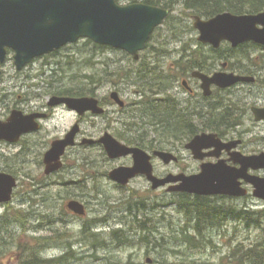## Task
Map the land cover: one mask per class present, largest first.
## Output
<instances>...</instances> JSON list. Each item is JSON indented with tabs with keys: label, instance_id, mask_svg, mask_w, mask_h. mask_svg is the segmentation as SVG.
<instances>
[{
	"label": "rangeland",
	"instance_id": "374dc122",
	"mask_svg": "<svg viewBox=\"0 0 264 264\" xmlns=\"http://www.w3.org/2000/svg\"><path fill=\"white\" fill-rule=\"evenodd\" d=\"M120 4L129 2L120 1ZM172 12L174 18L170 21L171 24L158 27L154 34L152 43L158 51L149 53L150 61H157L163 68L161 84L151 82L152 87L150 84L147 86L138 75H128L139 64L126 52L111 47L97 49L88 44L87 39H81L53 54L37 58L33 65L27 67L22 74V80L26 83L22 87V104L27 102L35 106L40 102L38 95L43 94L45 100L58 88L73 91L74 94L82 92L103 101L112 99V92L117 91L128 105L127 110L119 112L117 102L112 99L116 104L106 107L107 116L86 117L82 123V131L94 135L92 138L95 139L107 131L125 144L153 139L154 144L163 146L164 149L169 148L170 152L180 154L183 158L169 166L162 160H155L156 172L191 173L198 165L193 160L191 151L185 148L190 132L172 136L163 133V130L155 131V126L148 125L154 120L144 114L149 100L155 102V99L175 95L176 90L168 89V77L175 76L176 82H181V75L185 72H179L177 60L187 42L192 48L199 44V32L193 26L195 16L207 18L197 12L187 11L181 1L173 6ZM190 26L193 27L191 31L188 30ZM229 46L228 43L222 46L221 55L210 52V69H222L223 64L228 62L225 66L227 69L255 75L258 81L255 88L261 87L263 93L261 97L252 96L247 101L263 103L264 50L258 47L239 49L233 54V58L227 60L222 57L223 54H231ZM204 48L209 53V47ZM49 83L55 84L50 87ZM34 84L37 86L30 87ZM156 93L160 95L156 96ZM244 97L242 95L235 98ZM237 103L234 100L233 104L241 110L246 104ZM78 119L79 113L61 106L48 122L49 130L44 129L23 142L22 152L20 148L0 150V172L12 174L19 181L12 201L0 204V264H22L24 255L32 253V250L43 258L60 257L72 252L62 264H108L109 261H132L137 264H180L182 261L187 264H237L233 258L227 257L234 244L242 242L249 246L263 237V226L249 228L234 223L233 246H202L204 249L199 250L200 248L184 244L183 237L186 235L175 230L184 225L183 218L179 216V195H170L171 205L166 206L164 202L169 198L163 187L153 190L151 183L145 178L136 177L126 189H121L109 176L114 168L131 164L129 156L110 160L107 151L103 149L70 148L65 154L63 168L52 175L45 174L44 155L50 147L49 143L53 138L65 135ZM206 124L205 121L198 122L199 127ZM238 124L243 125L240 129L253 127L251 122L243 118L235 126ZM256 131L257 135L264 136V128L261 133L258 128ZM74 199L87 205L89 214L85 218L69 214L67 204ZM255 200L257 199L251 196L252 206L249 208L264 210V204L253 203ZM141 201L147 204V208L150 207L147 211L150 218H155L157 226L152 236H163L165 239L160 244H152L151 248L155 249L142 245L138 220L145 214L143 210H137V213L134 210L135 203ZM155 201H164V206H158ZM151 204L154 207L151 208ZM164 210L168 213L167 220L162 216ZM96 221L104 222L93 226ZM117 230H123L129 244L115 239L113 231ZM96 240H105L107 246L94 247ZM175 241L179 243L176 244Z\"/></svg>",
	"mask_w": 264,
	"mask_h": 264
},
{
	"label": "water",
	"instance_id": "95a60500",
	"mask_svg": "<svg viewBox=\"0 0 264 264\" xmlns=\"http://www.w3.org/2000/svg\"><path fill=\"white\" fill-rule=\"evenodd\" d=\"M170 11L142 2L121 5L117 0H0V58L3 59L6 47L16 50L17 62L22 68L34 58L49 54L61 47L75 43L80 39H90L100 45L111 46L128 52L134 59L140 58V52L146 48L154 30L163 24ZM198 30V40L214 48H219L222 42H229L232 47H238L247 41H254L264 46V11L258 13L234 14L222 12L211 18L204 19L195 16L193 23ZM227 63L223 66L225 67ZM206 95L210 87L216 84L229 87L238 82H251L255 78L235 73L216 72L212 76L196 71ZM119 105L125 106V101L119 92L111 94ZM53 102L65 103L79 114L91 111L103 114L105 108L100 106L99 99L93 96L55 97ZM257 120L264 119V108H254ZM37 114L13 117L11 124H0V139L13 141L21 133L37 130L35 122ZM21 122V123H20ZM13 128V131L10 129ZM80 129L77 123L63 139L53 142L45 153V174L50 175L63 167L62 157L68 146L75 144V136ZM12 134H18L13 137ZM213 133L197 135L187 144L196 158L204 157L202 150L216 146L221 149L227 144H220ZM102 143L110 158L132 155V166H120L110 171L111 179L122 185H127L138 175H145L153 189L171 184V192H188L199 195L229 194L246 195V189L241 187L239 179L243 178L254 187V196L264 200V177L250 174L249 169L264 168V152L259 155H234V160L241 164L240 168L228 166L223 162L204 164L198 174H171L159 178L154 174L152 155L138 147L128 146L106 132L101 138H85L84 144ZM165 163L177 161V156L164 150L155 151ZM17 179L14 175L0 172V203H8L13 198ZM68 208L79 215L86 214L84 203L71 200ZM151 262L150 259H148Z\"/></svg>",
	"mask_w": 264,
	"mask_h": 264
},
{
	"label": "flooded vegetation",
	"instance_id": "af4514ba",
	"mask_svg": "<svg viewBox=\"0 0 264 264\" xmlns=\"http://www.w3.org/2000/svg\"><path fill=\"white\" fill-rule=\"evenodd\" d=\"M199 44L202 45L200 42ZM204 46H208V45H204ZM208 47L212 48V46L210 45ZM256 47L264 50V48L261 45L260 46L256 45L255 48ZM215 49L217 50L219 48H215ZM36 59L37 58L33 59L29 64H27L22 68V65H20L17 62L16 50L8 46L6 47V53L4 58L3 59L0 58V124L8 125L11 124V122L14 124L17 121L15 120L13 122L12 118L15 116L18 118H22V114L24 116L37 114L38 116L37 118H35V122L39 126L37 130L26 132L23 134L21 133L13 141L4 138L0 139V150L20 148V152H22L23 142L29 140L28 138L35 137L39 132H42L44 129L49 130L48 122L53 117L57 108L62 106L67 108L68 110H71L64 103L56 104L55 102H53V99L55 97L61 98V97L88 96L85 93L83 95H75L73 91H62L61 89L58 88L55 89L53 92H51L47 96V99L45 100H43V98L45 97L43 94L38 95L37 96L39 98L38 101L40 102H38L39 104L35 106L27 102H25L23 105L22 87L26 85V83H24V81L22 80V74L26 72L27 67L30 64L33 65ZM196 71L202 72L209 76H212L216 72L235 73L245 76L246 75L253 76L255 80L251 82H238L229 87H220L216 84H212L210 87V91H211L210 94L206 95L202 87L203 84L202 80L194 75ZM180 72L181 74L185 72L184 74L181 75L182 78L181 82H176L175 76L168 77V89L176 90L174 91L175 95H167V97H163V99H155V102L154 101L150 102L144 114H146V116L149 117L150 119L153 118L155 114L156 115L160 113L165 115L172 114V116L184 120L185 126L184 129L181 131L184 133L190 132V134L188 135V139L185 142L186 149H188L187 144L190 141H192L197 135H200L202 133L215 134L216 135L215 140H217L220 144L223 143L227 144V146L221 149H218L216 146H212L210 148H204L202 150V153L204 155L202 159L196 158L192 150L188 149L191 151L193 160L197 163L198 167H196L195 170L193 169L191 173L182 172L179 174H186V175L198 174L202 171V166L204 164H216L220 161L227 164L228 166L240 168L241 164L234 160L235 154L239 152L244 156H251V155H259L264 152L263 151L264 136L257 135L258 132L256 131V129L258 128L259 132L261 133V131L264 128V119L257 120L255 113L253 111L254 108H258V109L264 108V101L263 103L247 101L249 100L247 98L252 96L261 97L263 93V89L261 87L259 89L255 88V84L258 82L255 75L248 74L245 71L239 73L238 70L233 71L231 69L225 68L224 66L222 69H180ZM53 84L55 83H49L50 87ZM34 86L37 85L34 84L30 87H34ZM158 93H156V96L160 95ZM242 95L245 96L243 99L235 98V97H240ZM234 100L238 102L237 104H240V102H243V104L246 103L245 105H243L244 108L241 110L239 106H235L233 104ZM110 104L113 105L116 103L112 99L107 101H103V99L100 100L99 105L105 108V112L100 115L94 114L91 111H87L82 115L79 114V119L72 126V128L78 123L80 129L77 135L75 136V144L72 145L73 147L68 146L66 148V151L62 157L63 163L65 159V154L68 152L70 148L83 147V148H93V149L98 148V149L106 150L105 146L99 142H95L93 144L83 143V140L85 138H89V137L92 138L94 135L85 134L82 131V123L84 122L86 117L89 116H107L108 110L106 109V107H108ZM116 105L119 107V112L120 111L124 112L128 108L127 104L125 106H121L119 104ZM242 118L251 122L253 127L248 126L240 129L241 127H243V125L238 124L235 126V124H237L238 121L242 120ZM202 121H205V123L207 124L206 126L201 125L199 127L198 122H202ZM13 128L14 127H11L10 129L13 131ZM69 131H67V133ZM106 132L107 131L102 133V135H100L97 139L102 137L103 134H105ZM67 133L63 136L60 135L59 137L53 138L49 143L50 145L49 149L51 148L54 141L65 138ZM12 135L13 137H15L18 134H12ZM154 142L155 140L149 139L148 142L135 141V142L126 143V145L131 147L141 148L145 150L147 153L151 154L152 163L154 167V174L159 178H166L170 176L172 172L170 171L163 173L158 171L156 172L155 160L157 159L161 160V158L155 155V151L168 150L167 152H170L171 150H169V148L164 149L163 146L156 145V143L154 144ZM122 143L125 144V142ZM252 146L253 149L251 148ZM128 156L132 160V163L122 164V166L129 167L133 165L134 163L133 156L126 155L124 157H128ZM176 156L178 158L177 161H172L170 163L164 162V163L169 166L173 162L177 163L183 160L180 154ZM119 158H123V156ZM109 159L116 160V158L115 159L109 158ZM248 172L250 174L264 177V168L257 170L249 169ZM137 177L145 178L149 183H151L145 175H138ZM239 181L241 182V187L246 189L247 191L246 195H242V196H235L229 194L199 195L188 192H178V191L171 192L169 191V187L171 186V184L165 185L166 187L163 186V188L165 189L164 191L165 195L167 198H169L167 201L165 202L163 201L166 206L171 205L170 195L172 194L179 196L183 195V197H189L190 199L199 201L198 205H196L198 208L195 209H188L186 204H183L182 209L179 210V216L183 218L184 225L175 230H178L184 235H187L185 238L191 236L194 240L200 241V243H203L204 247L206 246L207 247L210 246L213 248L230 247L234 242L232 236V230H234V223H235L233 218V212L235 207L238 206L240 208L243 207L247 209L251 207L252 206L251 196L257 199L253 201V203L261 202L264 204L263 200L254 196L253 194L254 187L252 186V184H250L243 178L239 179ZM17 182H18L17 183V187H18L19 184L18 179ZM116 185H118V187H120L121 189H126L130 185V183L125 186L119 183H116ZM198 198L202 200H199ZM163 202L161 203L157 201V205L160 207L164 206ZM84 205L86 207L85 215L76 214L68 208L69 214L79 218H85V216H87L89 212L87 211L88 210L87 205L86 204ZM204 205H206L207 210L204 209L205 207ZM152 207H154V205L151 204V208ZM191 207H195V206H192L191 204ZM148 209H150V207ZM166 212L167 211L165 210L162 212L163 214L162 216L164 220L165 219L167 220L166 217L168 216V213ZM142 220L143 219L139 218L138 224ZM104 221L102 222L96 221L93 223V226L96 224L103 223ZM145 221L147 222V224L149 223L150 225L149 227L157 226L155 223V218H153V216L152 218H150V215L147 214V218H145ZM92 228H89V230H92ZM151 239L153 241H156L158 244H160L161 241L165 242L163 236H161L160 238L151 236ZM175 243L178 244L179 242L175 241ZM189 243L190 240L187 239L184 240V244H189Z\"/></svg>",
	"mask_w": 264,
	"mask_h": 264
},
{
	"label": "trees",
	"instance_id": "16d2710c",
	"mask_svg": "<svg viewBox=\"0 0 264 264\" xmlns=\"http://www.w3.org/2000/svg\"><path fill=\"white\" fill-rule=\"evenodd\" d=\"M118 1H128L129 3L139 2V0H118ZM182 2L184 9L190 12H197L202 16L212 17L218 13L224 12V11H230L236 14H244V13H256L259 11L264 10V0H143L144 3L160 6L164 8L170 9V11H173V6L175 4ZM173 15L170 14L166 21L163 23V25H170V21L173 20ZM160 28V27H159ZM157 28L155 32L159 29ZM193 29L192 26L188 28L189 31ZM151 36L150 40L147 43V47L145 51H143L140 55V59L134 60L136 64H139L137 68L134 70H131L129 74H135L141 77V80L146 82V85L148 86L151 82H155L158 84H161L163 82V71L162 66L160 63L150 61V52L158 51V49L155 47L153 42L154 34ZM87 43L93 45L97 49H104L109 48V46L99 45L97 43H94L92 40L87 39ZM256 45H250V43H245L240 45L238 48H232L229 46V52L231 54L224 55L222 58H225L227 60H230V58L234 57V53L237 52L239 49H247L250 47L255 48ZM182 55L177 60V69H210V60L212 59V54L214 52H217L221 55L222 47L219 49L209 48L208 51L204 48V45L198 44L196 48H192L189 45V42H187L184 47L182 48ZM212 54H211V53ZM223 53V52H222ZM154 58V57H152ZM155 59V58H154ZM208 61V62H207ZM133 69V68H131ZM180 72V71H179ZM179 74V73H178ZM94 80V78L92 77ZM149 86L152 87L150 84ZM154 86V85H153ZM161 86V85H158ZM154 89V87H153ZM154 91V90H153ZM82 92H75V95H83ZM147 98V97H146ZM153 102V100H149L148 103ZM150 119V118H149ZM154 121H150L148 125L155 126V131L163 130V133L175 136L176 134L182 133L181 130L184 129L185 121L181 120L180 118H176L171 115H165V114H155L153 118H151ZM181 131V132H180ZM181 200H178L177 203H180V209H182L183 204H186L188 209H195L198 208L196 205H198L197 200L190 199L189 197H183V195L180 196ZM199 200H202L198 198ZM143 201L136 202L135 203V209L136 213L137 210H143L145 216L141 217L140 219H143L139 223V234H141L142 239V245H145L148 247V249H155L151 248L152 244H158L156 241H153L151 239L152 234L156 231V226L149 227V223L145 221V218H147V204L143 203ZM157 203V201H155ZM195 206V207H191ZM205 204V203H204ZM204 209L207 210L206 205H204ZM133 208V207H132ZM200 208V207H199ZM233 218L235 223L246 225L247 227H264V210H252L247 208H240L235 207L233 212ZM115 239L118 240L120 243L129 244L127 242V238L125 234L123 235V230H117L113 231ZM99 235V234H98ZM95 236H97L95 234ZM93 236V237H95ZM187 236V235H186ZM185 236V237H186ZM183 237L184 240H190V245L193 248L196 249H204L203 243H200V241L194 240L191 236L188 238ZM194 240V241H193ZM94 244V247L96 246H104V241H98ZM196 241V242H195ZM155 246V245H154ZM233 246V245H232ZM174 251L173 249H171ZM72 255L71 253H67L60 257L55 258H43L40 257L37 253H35L32 250V253L24 255V263L22 264H62L66 260H68V256ZM229 258H233L237 264H264V234L263 237L256 241L251 243L249 246H246L245 243H235L233 250H231L230 254L227 255ZM157 262V261H155ZM159 262V261H158ZM180 264H187L186 261L179 262ZM206 262H192L190 264H205ZM108 264H137L132 261L121 263V262H111L109 261ZM161 264H170V263H161Z\"/></svg>",
	"mask_w": 264,
	"mask_h": 264
},
{
	"label": "bare ground",
	"instance_id": "6f19581e",
	"mask_svg": "<svg viewBox=\"0 0 264 264\" xmlns=\"http://www.w3.org/2000/svg\"><path fill=\"white\" fill-rule=\"evenodd\" d=\"M182 24V23H181ZM209 46V45H208ZM208 62V61H207ZM188 128V127H187ZM150 130V129H149ZM148 136V135H147Z\"/></svg>",
	"mask_w": 264,
	"mask_h": 264
}]
</instances>
